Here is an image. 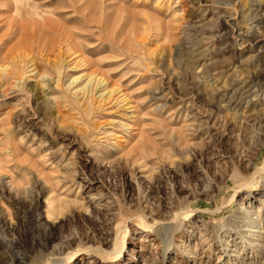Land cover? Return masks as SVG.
<instances>
[{"label": "rangeland", "instance_id": "374dc122", "mask_svg": "<svg viewBox=\"0 0 264 264\" xmlns=\"http://www.w3.org/2000/svg\"><path fill=\"white\" fill-rule=\"evenodd\" d=\"M26 2L0 0V264H264V0Z\"/></svg>", "mask_w": 264, "mask_h": 264}, {"label": "bare ground", "instance_id": "6f19581e", "mask_svg": "<svg viewBox=\"0 0 264 264\" xmlns=\"http://www.w3.org/2000/svg\"><path fill=\"white\" fill-rule=\"evenodd\" d=\"M19 1V3L20 2H22V4H24V5H26V6H30L31 7V5H29V3L28 2H26V0H18ZM32 6H34L35 7V5L33 4ZM37 13V12H36ZM38 15H40L39 13H38ZM41 16V15H40ZM26 19V18H25ZM41 20H43V21H45L46 20V18H43L42 17V19ZM31 22L32 23H38L39 21H37L36 19H31ZM64 26V25H63ZM12 28H13V25H12ZM65 29V28H64ZM72 33V32H71ZM69 34V33H68ZM62 33L60 34V37H62ZM70 39V37H69V35L67 36V39H63V37L61 38V40L58 38V37H56V38H52V39H50V40H47V41H45L44 42V45L47 47H50V51H52V52H54L55 50H57L58 51V53H62V50H64V48L66 47V50H68V51H70L71 50V47H70V45H69V43H68V40ZM64 40V41H63ZM23 44V43H22ZM47 44V45H46ZM20 45V47H18ZM58 45V46H57ZM21 47H25L24 49H25V51H27V48H30V45H28L27 43L23 46V45H21L19 42L18 43H15L14 45H11L10 47H9V49H8V53L10 54V60H12V61H15V59L17 58V55L19 56L20 55V53H21ZM56 47V48H55ZM28 50H31V49H28ZM4 56V55H3ZM7 62V60H6V58L3 60V64H2V68L3 69H6V67H3V65L5 64ZM6 70H8V69H6ZM14 107V106H13ZM136 153V152H135ZM258 170H261V169H258ZM259 172V171H258ZM237 172H232V173H230V176L231 177H236L237 176ZM92 197H94V196H92ZM97 197V196H96ZM104 199H101V201H100V205H104V206H106L107 204H108V202H109V200H104ZM99 203V202H98ZM243 204V203H242ZM239 214H240V216L241 217H250L249 219L251 220V221H253V223L251 224V225H249L250 227H249V231L251 232V233H253L254 231H258L257 230V225L255 224V220H256V218H254V214L253 215H249V214H251V213H258V211L256 212V211H254V210H252V209H250L248 206H246V205H244V206H241L240 208H239ZM167 222V221H166ZM165 222V223H166ZM248 222H250V221H248ZM144 224H145V226H147V225H149V224H147V223H145L144 222ZM167 224V223H166ZM169 224V223H168ZM164 227H166V226H164ZM259 232V231H258ZM258 245V244H257ZM165 253V252H164Z\"/></svg>", "mask_w": 264, "mask_h": 264}]
</instances>
